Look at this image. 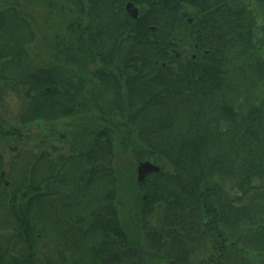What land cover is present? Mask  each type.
I'll list each match as a JSON object with an SVG mask.
<instances>
[{
  "label": "trees",
  "instance_id": "obj_1",
  "mask_svg": "<svg viewBox=\"0 0 264 264\" xmlns=\"http://www.w3.org/2000/svg\"><path fill=\"white\" fill-rule=\"evenodd\" d=\"M38 1L71 18L37 67L29 21L19 6H0V104L10 88L24 104L21 125L54 132L89 116L92 132L86 149L54 163L41 152L17 187L0 153V264H187L185 227H264V0ZM11 130L0 116V137ZM115 154L159 166L138 184L141 240L118 216ZM90 187L100 193L80 197ZM59 201L64 225L92 224L64 229L78 247L40 260L44 209Z\"/></svg>",
  "mask_w": 264,
  "mask_h": 264
},
{
  "label": "rangeland",
  "instance_id": "obj_2",
  "mask_svg": "<svg viewBox=\"0 0 264 264\" xmlns=\"http://www.w3.org/2000/svg\"><path fill=\"white\" fill-rule=\"evenodd\" d=\"M8 5L19 6V10L22 12L21 14L27 18L31 29L34 31L35 40L26 46L29 61L32 65L37 67L47 66L49 59L53 54L54 36L63 32L65 23L71 18L69 12L67 10L55 11L52 8H48L45 4L40 3L38 0H0V6ZM250 8H254V5H251ZM27 15H29V18L31 17L34 22L30 21ZM23 105L22 98L16 93V91L10 88L6 90L4 98L0 104V116L7 126L10 125L13 129L3 138L0 137V153L3 158L4 169L9 176V181L16 187L25 182L26 178L29 176L30 167L34 163H36V165L43 163L41 162L42 160H39V154L41 152H45L48 160L51 161V163H54L58 161V156L63 155L64 157H68L71 153L86 149L88 147L87 143L90 138L89 136L92 132L90 128L93 122V119L89 116L84 118L80 117L76 120L58 121L51 124L54 132H50L49 126L43 123L21 125L19 122V114L23 109ZM117 156L118 155L115 154L114 156L109 157L108 161L117 175L116 190L118 195V216L129 237H137L141 240L142 232L139 230V213L136 200L138 197L137 195L140 196L135 173L137 163L129 155L125 154L120 157ZM58 167L55 171L56 175L58 173ZM82 167H85V164L79 166V168ZM84 169L85 168H82L81 172H83ZM62 170V173L65 172L72 176L75 174L73 170H70V168L64 165ZM42 171H44V169H42ZM47 172H49L48 168ZM85 193L88 194L85 195ZM85 193L80 195V197L86 199L91 197L89 194L93 195L94 193L100 192H98V189L95 190V188H92L88 189ZM56 196L57 193L50 194V197ZM74 196L79 197V195L76 194ZM229 201L230 200L227 202ZM91 208L92 207H87L81 211L79 210V215H88ZM58 211H63L60 201L56 202L55 208L52 209L53 213L48 208L47 210L44 209L43 222L46 221L47 224L43 227L44 233L37 244L36 252L37 257H39L40 260L45 256L55 259L57 251L73 241H71L64 229H68L69 227H80V225L76 224L77 217L75 218L74 225L65 221L64 222L67 225H64L63 215L58 214V216H60L59 219L55 216ZM51 215H53L54 218H51ZM3 218L5 219L4 213L0 211V221H3ZM90 220V217L84 219V223H81L80 229L91 227L90 225L92 222ZM155 220L156 218L154 216L152 223H154ZM0 227H5V223H2ZM52 227H58V235H49ZM218 227H225L224 223H219ZM227 227L231 226H228L227 224ZM252 230L253 239L258 240L256 239L257 235H255V232L259 231L258 227H252ZM89 237L91 240L93 235H90ZM94 237L97 238L96 236ZM78 240L83 241V238L80 237ZM76 242L71 243L72 246L75 245L78 247V245L75 244ZM64 252L65 254H70L71 250L66 251L64 249Z\"/></svg>",
  "mask_w": 264,
  "mask_h": 264
},
{
  "label": "flooded vegetation",
  "instance_id": "obj_3",
  "mask_svg": "<svg viewBox=\"0 0 264 264\" xmlns=\"http://www.w3.org/2000/svg\"><path fill=\"white\" fill-rule=\"evenodd\" d=\"M108 165H110L109 161ZM229 200V204L234 202L232 198ZM185 228L183 245L186 248L187 264H220L223 261L234 264H264V227H258L263 230L262 240L253 239L252 227ZM173 230L174 228H171L169 231L171 238L175 236ZM190 246L194 248L190 250ZM168 262L172 264V261Z\"/></svg>",
  "mask_w": 264,
  "mask_h": 264
},
{
  "label": "water",
  "instance_id": "obj_4",
  "mask_svg": "<svg viewBox=\"0 0 264 264\" xmlns=\"http://www.w3.org/2000/svg\"><path fill=\"white\" fill-rule=\"evenodd\" d=\"M125 10L131 18L136 17L137 9L133 6V4L131 2H127L125 4ZM158 170H159V167L156 164H153L152 162H150L148 160L140 161L137 164V168H136V181H137V183H139V184L141 183V181L144 179V176L146 173L156 172Z\"/></svg>",
  "mask_w": 264,
  "mask_h": 264
}]
</instances>
